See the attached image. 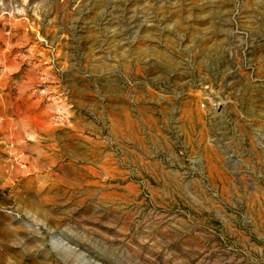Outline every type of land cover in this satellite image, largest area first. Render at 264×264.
Returning a JSON list of instances; mask_svg holds the SVG:
<instances>
[{
	"label": "rangeland",
	"instance_id": "obj_1",
	"mask_svg": "<svg viewBox=\"0 0 264 264\" xmlns=\"http://www.w3.org/2000/svg\"><path fill=\"white\" fill-rule=\"evenodd\" d=\"M0 264H264V0H0Z\"/></svg>",
	"mask_w": 264,
	"mask_h": 264
}]
</instances>
